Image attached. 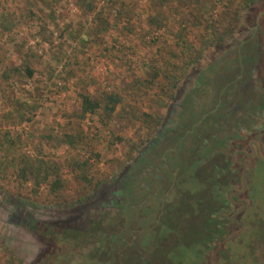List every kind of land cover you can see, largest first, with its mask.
I'll use <instances>...</instances> for the list:
<instances>
[{
  "label": "rangeland",
  "instance_id": "374dc122",
  "mask_svg": "<svg viewBox=\"0 0 264 264\" xmlns=\"http://www.w3.org/2000/svg\"><path fill=\"white\" fill-rule=\"evenodd\" d=\"M205 1H208L211 10H206L201 0L199 6L205 9L206 18H221L220 22L225 23L223 7L229 4L228 0ZM124 3L125 11L116 21V16L110 11L105 12L103 17L107 19V24L101 25L93 22L95 13L85 14L74 0L40 3L33 14L29 13L22 0H0V13L5 4L14 11L9 30L0 27V264H114L121 252L135 256L137 253L132 247L125 245L131 236L129 227L132 220L126 229L124 226L121 229V219L104 218L99 226L100 234H96L98 244L96 238L90 236L83 237V243L61 237L64 231L61 232L60 228L68 221L65 218L67 213L70 216L72 203L92 194L97 184L112 180L121 167L132 161L148 140L155 137L163 122L164 125L172 122V117L179 112L178 105H188L192 111L203 99L199 108L214 105L209 98L205 99L207 90L211 88L217 97L223 94V100L227 102L220 107V111L228 110L230 113L233 106L231 86H223L217 77L219 75H207L210 61L215 60V73H219L221 68L218 65H223L221 55L237 56L234 46H231L232 52L224 51L229 42L220 40L221 37L228 39L220 31L222 28H218L216 35L206 38L202 26L196 28L186 22L185 43L177 45L175 35L180 24L172 19L178 16L180 8L171 12L168 9L172 6L163 7L160 12L167 18L168 28L153 29L149 16L156 18L159 11L151 10L149 0H124ZM171 3L181 7L180 16L189 18L191 12L184 10L183 0H171ZM236 3L228 6L231 18L237 16L235 29L227 31L229 36L240 27L246 29L264 13V0L256 1L248 11L240 9ZM98 5L103 4L100 2ZM188 7L193 9V14L197 13L196 0L188 1ZM90 27L92 33L85 35ZM262 32L259 30L257 33L262 36ZM191 49L200 53L199 61L194 65L193 60L190 62L195 55ZM25 58L29 59L36 74L32 79H16L12 70ZM157 67H160L159 76L153 80L148 71ZM196 70L202 73L196 84L194 80L190 83L188 77L194 78ZM3 71L8 74V80L3 78ZM177 89L179 96L172 99L170 96L174 97ZM188 90L189 96H184ZM80 93H88L95 98L105 93L117 94L122 97V102L109 116L98 109L81 117ZM190 96L192 99H189ZM244 100L241 99L240 106L244 105ZM31 106L37 109L32 110ZM254 112V119H247L240 127L228 130L223 122V128L211 131V136L226 133L234 137V142L228 141L223 150L226 155L222 153L214 161L221 167L229 165L230 169L234 164L236 172L240 173H236L235 184L244 177L250 188L256 190L251 203L249 194L244 192V185L234 187L232 199L235 203L231 208H225L227 215L234 212L235 216L244 214L247 218L256 205L264 209V163L260 165L262 172L253 171L254 163L260 156L255 149L257 141L261 139V144H264V110ZM186 124L188 122L174 128L176 138L186 133ZM257 125L261 126L256 128ZM66 133L75 137L74 145L60 142ZM209 139L207 136L206 140ZM22 156L54 162L61 174L59 191L51 192L49 183L35 190L31 182L22 181L18 176ZM9 161L15 164H9ZM233 174L226 170L227 179ZM245 174L248 175L245 177ZM196 185L197 181H190L186 196L195 194ZM189 198L188 209L184 210L182 218L198 224L201 219L196 212V203L193 200L190 202ZM190 204L195 211L192 212ZM248 204L252 207L248 208ZM48 217L50 221L59 220L53 223L58 229L50 233L49 229L46 230ZM263 219L248 230H242L243 233L249 232L246 241L227 245L230 250L226 261L212 250V253L205 254L204 261L188 254L186 249L169 252L170 246L163 248L157 239L141 256H149L154 264H172V259L176 261L182 253H187L186 264H244L243 258L239 260L238 255L249 253L247 245L250 239H254L257 253H264V229L260 228ZM179 220V216L175 221L170 220L172 228H169V233H176L173 235L175 241L186 235L184 228H180ZM236 220L239 221L240 217ZM260 220L262 224L258 227ZM235 223L231 236L239 237L238 224ZM134 224L139 226L138 220ZM92 228L89 226L87 230ZM110 232L114 236L119 232L120 236H125V241L117 237L111 243ZM249 259L247 256L245 261ZM138 261L126 263L144 264Z\"/></svg>",
  "mask_w": 264,
  "mask_h": 264
},
{
  "label": "flooded vegetation",
  "instance_id": "af4514ba",
  "mask_svg": "<svg viewBox=\"0 0 264 264\" xmlns=\"http://www.w3.org/2000/svg\"><path fill=\"white\" fill-rule=\"evenodd\" d=\"M239 29L231 34L229 43L224 46L225 52H232L231 46H234L237 56L226 57L228 56L227 53L221 55L220 59H222L223 65H218L221 68V71L217 70L219 73H215L217 66L215 60L210 61L207 66V74L219 75L217 77L223 86H231L230 94L233 98L231 99L233 106L230 113L228 110L227 112L220 111V107L227 105V102L223 100L224 96L217 97L211 88L207 90L205 99L209 98L210 101L214 102V105L211 104L212 106L206 109L199 108L203 105L204 99L202 103L197 104L193 111L190 107L188 109V105H178L179 112H176L177 115L172 117V122L169 125H164L163 122L155 137L148 140L143 149L132 158V161L124 164L112 180L106 182V185L110 187L107 192L101 193H105L104 197L107 196L105 202H101L95 207L88 206L90 209L86 210L83 208L85 204L81 203L70 211L72 217L70 216L68 221L83 227L86 225L94 227V224L97 225V223L100 226L103 223V217L96 220V217L99 218L98 215L96 216L98 210H100L101 216L103 212L107 213L106 219H121L119 222L121 229L123 226L126 229L127 224L132 220L131 226H128L131 228V236L129 240H126L125 245H130L134 253H139V256L136 257L137 254L130 256L128 253L121 252L118 257L120 262L117 264H127V261L134 260L136 262V259L140 260L139 263L154 264L149 256H141V254H145L146 248L153 244L155 239L162 245V235L166 228L171 225L170 220L175 221L179 215L184 213V210L188 209V199L185 196L188 194L187 185L190 184V181H197L196 192L192 197L189 196V201L193 200L196 203V212L199 213L201 225L205 224V218L209 217V219L214 218V221L223 224L224 227L227 219L237 217L234 212H230L229 215L225 212V208H231L235 203L232 199V190L236 186L244 185L246 187L244 192L249 194L251 203L255 199V197H251L252 188L248 185L249 182L246 181V178H240L235 184L236 173L239 175L240 173L236 172L234 164L230 169L229 165L221 167L220 163L217 164L214 161L215 157H220L222 153L226 155L227 152H223V150L226 149L228 141H230L229 143L234 142V137L226 133L211 136V131L223 128V122H225V129L233 130L234 127H240L247 119L252 121V118L255 117L252 116L253 110L257 112L256 108L259 105H264V44L262 43L264 34L260 36L257 33L259 30L264 31V13L254 19L246 29L243 27ZM239 35L241 40L249 39L247 43L238 42ZM250 41L252 44H249ZM194 78L189 79L188 77V81L191 83ZM194 83L196 84V82ZM178 92L177 89L174 97L173 95L170 97L176 99L179 96ZM184 94V96H189L190 91L188 90ZM213 96H215V100L218 99L213 101ZM190 98L192 99L191 96ZM243 98H245L244 105L240 106ZM172 102L175 105V100ZM258 112L262 111L258 110ZM186 122H188L186 133L176 138L173 132L174 128L183 126ZM219 130L221 132V129ZM209 132L210 134H207ZM207 136L211 139L206 140ZM202 138L205 140H201ZM231 149L228 148L227 150ZM223 158L224 163H226V157L223 156ZM227 169L231 174L234 173L228 179L225 175ZM253 171L259 173L256 165L253 167ZM106 185L101 187L106 189ZM201 196L204 198L203 203L199 201L202 199ZM203 205L205 207L202 209ZM206 206H214V209L209 213ZM248 206L250 208L252 204H248ZM191 208L192 212L195 211L192 205ZM91 210H94L92 215L96 220L93 225L91 224L93 221L90 219ZM203 211L205 213L208 211L209 214L206 213L202 217ZM136 220H138L139 226L134 224ZM53 221L55 220L49 221L48 227L46 226L49 233L55 230L56 222ZM63 228L64 226L62 230ZM205 229L207 230L206 227ZM117 237H122V240L125 241V236H120L119 232L116 236L110 232L109 240L112 241L111 243ZM212 251L218 254L219 249L214 248Z\"/></svg>",
  "mask_w": 264,
  "mask_h": 264
},
{
  "label": "trees",
  "instance_id": "16d2710c",
  "mask_svg": "<svg viewBox=\"0 0 264 264\" xmlns=\"http://www.w3.org/2000/svg\"><path fill=\"white\" fill-rule=\"evenodd\" d=\"M25 2V6L26 8H28L29 13L33 14L34 13V8L38 7V4L42 3L43 5H45V3L50 2V1H54V0H22ZM57 1V0H55ZM188 1L190 0H183V6H184V10H187V12H191L189 14V18L185 15H179L182 11H181V7H175L172 5L171 0H149L150 2V7L151 10H158L159 12L157 13L158 15L155 17H150L149 16V24L150 27L153 29H159L161 27H165L168 28V24L167 23V18L160 12L162 11L163 7H171L172 9H168L171 12H177L178 8H180L179 10V14L178 16L175 17V19L173 18L172 20L178 22L180 25L178 26V32L175 35L176 36V40H177V45L180 44H184L185 43V38H186V22L188 24H190L191 26H194L196 28H199L202 26L203 29V35L207 38V36H210L211 34H217L218 28H222V30H220L221 32H223V34L226 36H228V39L226 38L223 39V37H221V41L225 42L228 41L230 36L228 34L227 31L233 30L235 29V22L237 19V16H234L233 18H231V11L228 10V6L229 5H235L234 3L237 4V6L244 10V11H248L253 4L256 3L257 0H228V5L225 4V10H224V14L226 17L225 23L220 22L221 18H217V19H213V18H206L205 16V9H200L199 6V2L200 0H196V3L198 5V7H196L195 10H197L196 14H193V9L189 10V7L187 8L188 5ZM75 4L79 7L80 10H82L85 14H92L95 13V15L93 16V22H97L98 24L104 25L105 23L107 24V19L103 17L105 12H111L113 14V16L115 17V21L124 13L125 9H124V0H74ZM102 3L103 5H98V3ZM201 3L204 4V7L206 8V10H211V7L207 4L208 1L205 0H201ZM51 5V4H49ZM231 6V7H232ZM161 8V9H159ZM98 9V10H97ZM200 10H202L201 12H199ZM237 10V9H236ZM14 11H12V9L5 4L3 11L0 13V27L3 28L4 30H9V24H11V22L13 21V14ZM192 16V17H191ZM193 18V19H192ZM104 20V21H103ZM190 20V21H189ZM193 20V21H191ZM225 20V19H224ZM219 21V22H218ZM116 23L113 24V27H115ZM92 27V26H91ZM90 27V31L87 32L85 35H88V33H92L91 30L92 28ZM240 30V29H239ZM235 31V30H234ZM97 32V30L95 31ZM79 36V35H78ZM224 37V38H225ZM249 39H245V40H241L240 37H238V42H242V43H247ZM249 44H252V41H250ZM238 45V44H237ZM236 45V46H237ZM243 45V44H242ZM244 47V46H243ZM193 51V53H195L194 57H192L190 59V62L193 60V64L198 63L199 59L198 56H200L199 52H194V50H190ZM208 66V65H207ZM160 67H157L156 70H152V68L148 71L149 72V76H151V78L154 80L159 76V71ZM13 75H15L16 79L18 78H26V79H32L34 77V75L36 74V70L35 68L32 66V64L30 63L28 58L23 59L19 65L14 68L12 70ZM202 72L200 70H196L194 73L195 78L193 79L194 82L196 81V79L199 77V75ZM209 76V74H207ZM2 76L4 79L8 80L9 76L8 74L3 71L2 72ZM193 77V76H191ZM190 77V78H191ZM219 77V76H218ZM206 78H208L206 76ZM179 80V79H178ZM225 93V92H223ZM224 95L222 94V97ZM79 100H80V116L83 117L86 114H92L95 113L96 110L100 109L101 111H103V113L106 116L111 115L117 105H119L122 102V97L117 95V94H111V93H105L103 96L99 97V98H95L92 96H89L88 93H80L79 95ZM22 105L19 106V108H21ZM32 110H36L37 107H30ZM256 110H264V105L260 106L256 108ZM237 125V124H236ZM235 125V126H236ZM258 128L261 125H257ZM60 142L67 144V145H74L76 143L75 137L69 133H66L62 136V138H60ZM262 140L259 139L257 141V146H255V149L257 150V155H260L255 163L257 171L258 172H262L263 169L260 168V165H263L264 163V145L261 144ZM11 144V143H10ZM9 144V145H10ZM193 150V149H192ZM191 150V151H192ZM23 158H21L19 160V177L21 178L22 181L24 182H31L33 184L34 189L36 190L37 187H40L44 184L49 183V190H51V192H56L59 191V187H61V181H60V177L61 174L59 167H57L56 165H54V162L52 161H48L45 159H41V158H37V159H32L29 156H22ZM77 165L80 166L79 162L77 161ZM9 164H15L13 161H9ZM18 164V163H16ZM18 164V166H19ZM260 183H263V181H261ZM102 185H106V182L104 184H97L93 194L88 195L87 197H84L83 199H80L76 202L72 203V209L75 207H77L78 205L85 204V206L83 207L84 210L86 209H90L89 207L94 206L95 205H99L101 202H105V193L101 194L102 192H107L108 188L110 187L109 185H106L105 187H107L106 189H104L103 187H101ZM255 192L256 190L251 189V197L254 198L255 197ZM199 194V193H198ZM202 197V196H201ZM186 199H188V196H185ZM203 197L202 199H200V203H203ZM11 206V205H10ZM89 206V207H88ZM205 206L203 205L202 209ZM207 210L210 211L212 209H214V206H206ZM94 210H91V216L90 219L93 221V223H91L92 225L96 222V220L101 219L100 217L106 218V214L104 213L101 216L100 210H98V212L96 213V216L98 215V217H96V220L93 217V212ZM208 211L206 213H208ZM204 211L202 212V217L206 214ZM208 213V214H209ZM244 213V212H243ZM20 214H22V211L20 212ZM19 214V216H20ZM72 217V215H70ZM70 216L66 215V220L70 219ZM209 216V215H208ZM207 216V217H208ZM180 220H179V225L180 228H184L186 235H182L180 238H177V240L175 241L173 235H175L174 233H169V227L166 228L165 232L162 235V247L166 248L168 246H170V251H178L182 250V249H186L189 250L188 254L190 253L191 255H193L194 257H197V259H201L204 261L205 260V254L207 252H211V250H213L214 248L219 249L218 251V255L219 257H221L223 260H227L229 259V256H227L228 251L230 249L227 248V245H229V243H234V242H241V240L246 241L247 237L249 236V232L248 233H243L242 230H248V228H251V225H254L259 219H261L262 217H264V209L260 206V205H256V207H254L253 212L250 213V215L248 217L244 218V214L242 216H237L234 218H229L227 219L226 223H224V227L219 224L216 220L214 221V218H205V224L198 223L196 224L193 220L190 219H186V218H182V215H179ZM240 220H236V218H239ZM64 218V217H62ZM93 218V219H92ZM50 217L47 218V222L50 221ZM104 220V219H103ZM264 220V219H263ZM15 221V220H14ZM56 221V220H55ZM53 221V222H55ZM214 221V223H213ZM242 221V222H241ZM236 222V223H235ZM263 224L261 223V220L259 221L258 227L261 225V229H264V221H262ZM57 223V222H56ZM208 223V224H207ZM218 223V224H217ZM233 223H235V225L238 224V229L239 230V237H237L238 235H234L231 236V231L233 232L234 228L233 227ZM99 223L94 224V227L90 230H87V227H89L90 225H86L85 227H83L82 225H76V224H71L69 221L67 223H64L63 226V230L60 228V231L63 232L62 234H60L61 237L64 238H69V240H75L78 241L80 240V243H83V241L81 240L83 237L86 236H90L92 238H96V243L98 244V236L100 234V227L98 225ZM166 225V224H165ZM57 226V225H55ZM168 226V225H167ZM212 226V227H211ZM207 228V230L204 228ZM240 227V228H239ZM57 228V227H55ZM58 229V228H57ZM71 229V230H69ZM241 230V231H240ZM175 231V230H174ZM95 232V233H93ZM169 233V234H166ZM97 234V235H96ZM63 235V236H62ZM203 235V236H201ZM66 236V237H65ZM180 236V235H178ZM201 236V237H200ZM239 241H235V239H238ZM242 238V239H240ZM233 239V240H232ZM250 243L247 245V249L249 253H240L238 256V259H242L244 260V264H262L264 263V258H258V260L256 259L257 256H264V253H257V248L254 242V239H250L249 240ZM216 242V244H215ZM192 247V249L190 248ZM181 255V256H180ZM179 256H177L176 261H174L172 259V264H186V259H188L187 253L184 254H180ZM251 255V256H250ZM249 256L251 259L245 261L246 257ZM120 262L118 260V257L116 256V260L114 262V264ZM225 264V263H224ZM240 264V263H239Z\"/></svg>",
  "mask_w": 264,
  "mask_h": 264
}]
</instances>
